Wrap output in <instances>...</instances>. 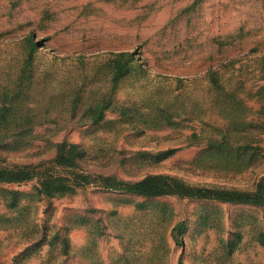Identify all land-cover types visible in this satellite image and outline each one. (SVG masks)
<instances>
[{"label":"rangeland","instance_id":"1","mask_svg":"<svg viewBox=\"0 0 264 264\" xmlns=\"http://www.w3.org/2000/svg\"><path fill=\"white\" fill-rule=\"evenodd\" d=\"M28 34L42 45L33 97L57 100L29 102L39 117L29 124L20 104L0 165L51 160L66 141L93 173L128 181L254 190L264 180V0H0L5 64ZM120 52L135 68L114 85L106 62ZM98 102L102 121L83 124ZM34 185L0 183V264H264V207L91 186L46 199Z\"/></svg>","mask_w":264,"mask_h":264},{"label":"trees","instance_id":"2","mask_svg":"<svg viewBox=\"0 0 264 264\" xmlns=\"http://www.w3.org/2000/svg\"><path fill=\"white\" fill-rule=\"evenodd\" d=\"M138 1V0H137ZM33 34L24 36L20 41L19 53L13 62L4 63L0 59V153L3 147V129H7L15 122L13 114L17 113L22 105L27 108L25 114L26 124L32 123V118L36 117L35 107L29 102H38L45 97L43 93L33 97L35 89L33 78L35 63L37 62V52L42 46L40 41L33 40ZM134 54L120 52L111 54L106 65L109 69L110 80L114 85L122 81L130 74L134 68ZM210 74V73H209ZM212 84L220 86V77L212 71L210 74ZM49 103L57 99L49 96ZM45 99V100H46ZM25 103L26 105L22 104ZM51 105V104H50ZM36 106V105H35ZM31 107V108H30ZM107 108L104 102H98L94 108H89L81 113L83 124H98L104 117L103 110ZM74 114V112H73ZM44 118V116H40ZM45 121V120H44ZM34 126L23 127L15 132L19 141L27 139ZM7 132V131H6ZM9 132V130H8ZM177 149H170L160 152V160L173 156ZM86 150L77 143L62 141L55 145V152L51 160H44L38 164L0 165V183L7 185H20L27 181L35 180L34 191L36 195L46 199H54L57 196L71 193L76 189L95 187L99 190L112 191L144 198L175 197L194 201L221 202L227 204L247 205L252 207H264V180L260 179L254 190H239L235 188L192 185L180 177L166 174H148L140 180L128 181L116 177L113 174L93 173L87 169ZM10 208L18 205L20 194L18 192H8ZM7 205V206H8ZM9 207V206H8ZM176 238V237H175ZM264 243V233L262 234ZM176 242L182 244L179 238ZM178 264H185L178 260Z\"/></svg>","mask_w":264,"mask_h":264}]
</instances>
